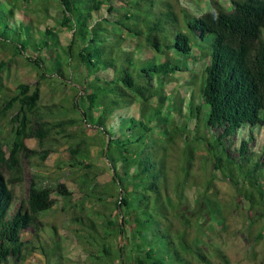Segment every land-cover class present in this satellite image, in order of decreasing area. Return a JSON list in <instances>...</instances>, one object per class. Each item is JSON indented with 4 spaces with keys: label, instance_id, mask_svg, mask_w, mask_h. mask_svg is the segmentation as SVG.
Here are the masks:
<instances>
[{
    "label": "trees",
    "instance_id": "obj_1",
    "mask_svg": "<svg viewBox=\"0 0 264 264\" xmlns=\"http://www.w3.org/2000/svg\"><path fill=\"white\" fill-rule=\"evenodd\" d=\"M36 1L54 5V23L71 36L62 46L38 19L15 17L21 0H0V128L6 119L10 127L7 140L0 136V264L34 255L59 258L57 227L44 218L60 201L71 204L72 194L64 183L47 184L41 170L31 175L25 197L17 191L24 184L22 158L37 157L41 167L64 146L65 167L80 172L83 198L102 202L91 213L78 206L71 220L91 264H229L209 234L205 240L189 231L188 214L180 212L185 183L200 182L191 176L192 150L178 153L175 146L188 145L192 125L195 141L208 146L213 171L248 203L263 207L264 0ZM198 46L208 50L201 53L203 68L195 64ZM57 50L48 65L47 52ZM19 60L38 72L35 85L3 83V73L8 80ZM77 68L84 71L83 88L70 107L43 104L47 73L63 84ZM181 71L189 79H174ZM80 92L87 103L81 108ZM85 128L96 131L101 148L95 154ZM160 128L167 139L155 135ZM205 129L209 140L201 135ZM97 156L111 171L109 183L97 180ZM199 179L203 197L210 182ZM206 197V218L222 224L218 204ZM172 218L181 229L171 230Z\"/></svg>",
    "mask_w": 264,
    "mask_h": 264
},
{
    "label": "rangeland",
    "instance_id": "obj_2",
    "mask_svg": "<svg viewBox=\"0 0 264 264\" xmlns=\"http://www.w3.org/2000/svg\"><path fill=\"white\" fill-rule=\"evenodd\" d=\"M222 4L226 5L225 2ZM45 6L48 9L47 18H45L46 16L43 12ZM187 7L189 9L195 8L197 15L201 14L199 7L196 5L188 4ZM14 14L17 19L24 18L27 15L38 19L41 22L40 28L52 29L58 35V40L62 46H66L70 42L71 32L67 28L58 27V24H55L53 21V18L57 17L54 5H49L46 1L42 5L36 0H21V4L14 11ZM192 42L195 43L194 40ZM206 52L208 50L200 46L193 52V55L196 56L195 64L199 63L200 68H203L207 64L206 60H202L201 55V53ZM58 53V50L55 52H47L46 61L48 65ZM189 58L185 59L189 61ZM2 59L3 56H0V61ZM185 59L181 60L180 63L182 65L185 63ZM71 72L69 81L63 84H60L53 74L47 73L49 83L43 82L40 85L41 102L43 104L60 103L65 109L70 107L72 96L77 94L78 90L76 89L83 88L82 77L84 71L77 68V70L72 69ZM37 76L38 72L36 70L32 69L24 60H19L11 64L8 80H6V73H3L2 79L3 83L9 82L10 87L14 88L15 84L21 82L35 85L38 80ZM173 76L174 79L181 81L184 78L189 79V72H176ZM192 76L193 79H196L194 73ZM81 95L82 93L80 92L77 97L78 107L80 108L87 105L85 100H79ZM184 96L187 98L188 92H185ZM6 120L0 128V136L2 138L4 137L5 140L9 138L10 133V127L7 125ZM112 126H115V124L113 123ZM189 129L188 145L179 143L178 146H175L177 147L175 149L178 153L186 147L192 150L193 160L191 162L193 168L191 170V176L194 177L196 182H200L197 187H194L192 184L193 181L185 183L184 185L182 197V203L184 205H181L180 212H186L188 214L190 220L188 222L189 231L194 234H201L204 237L209 234L212 238L211 242L213 246L223 252L229 264H264V205L263 207H258L248 203V200L246 201L244 197L239 196L235 192L228 180L223 178L218 172L213 171L208 158V146L199 139L195 141L196 135L192 131V125ZM84 132L88 137V141L92 144L91 148L95 154L101 148L98 143L96 131L91 128H85ZM155 135L160 140H165L168 136L161 128L155 132ZM201 135L208 140L212 137L211 132L207 129L202 130ZM215 135H217V132ZM258 140L256 141V147L259 146L258 142H263V139L260 137ZM227 141H225L226 145L228 144ZM256 142L254 141L252 145H255ZM27 144L34 148L33 142H27ZM65 148L66 146L58 147L56 152L51 153L47 157L41 167L36 166V163H40L37 157L30 159V161L24 158L21 159L24 184L23 189L17 191L19 198L21 196L25 197L31 175L36 173L37 170H41L40 175L47 178L45 180L47 184L61 182L66 185L68 191L72 194V202L71 204H64V201H60L44 218L45 222L53 223L57 227L58 235L60 236L58 239L60 252L57 254L59 258H55L56 261L50 259L47 262L44 257H40L39 255L27 256V262L19 264H91V259L85 250L87 245L83 239V235L78 233L77 226L71 220L77 212L76 208L78 206L82 205L86 212L91 213L99 209L102 202L89 203L83 198L86 188L85 186H80L76 180L80 172L65 167L68 154ZM231 153L237 156L236 151L233 149ZM94 163L100 168V175L97 177V180L103 184L109 183L111 171L106 161L102 157L97 156ZM203 175L206 176L210 184L206 187L207 193L205 196L200 197L197 194L203 191L204 183L199 178ZM210 177H212V180L209 179ZM73 179L75 182L72 181ZM205 197L210 198L218 204L222 224L217 225L206 218L207 206L205 205ZM204 218H206L205 221ZM171 221V230L176 228L181 229L179 222L175 218H172ZM195 222L199 224L198 227L194 225ZM205 240L209 239L206 237ZM9 264H14V261H11Z\"/></svg>",
    "mask_w": 264,
    "mask_h": 264
}]
</instances>
